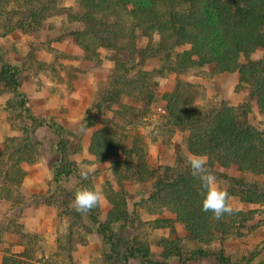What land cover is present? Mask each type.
<instances>
[{
    "label": "trees",
    "instance_id": "1",
    "mask_svg": "<svg viewBox=\"0 0 264 264\" xmlns=\"http://www.w3.org/2000/svg\"><path fill=\"white\" fill-rule=\"evenodd\" d=\"M63 1L0 0V36L14 30L26 31L60 9ZM75 2L81 11L74 20L84 26L74 34L84 38V50L88 53L105 48L114 62L101 94L89 104L79 124L80 129L93 128L87 151L97 161H110L118 186L113 189L110 185L107 195L110 209L104 217L98 212V203L88 211V218L96 224V231L107 247L106 261L126 264L137 259L141 264H169L171 258L181 263L207 258L217 264H234L222 246L214 251L202 245L215 239L221 245L223 236L234 229H244L250 217L234 210L216 220L211 213L203 212L199 182L190 174L187 157L190 154L206 157L207 166L229 196L249 204H264V127H255L248 118L253 102L264 117V55L251 57L258 48L264 50V0ZM155 35L157 42L146 47L159 60L172 61L165 68L181 73L212 64L215 74L237 72L238 86L246 88L247 97L237 105L224 99L200 105L195 101L191 85L178 80L174 90L162 95L161 115L167 131L176 128L187 131V154L179 153L171 165L151 167L137 125L156 95L158 81L154 71L139 67L146 48L138 47L137 40H152ZM180 46L184 48L177 51ZM120 53H125L126 59L121 60ZM135 55L139 57L137 62ZM0 64V84L20 98L18 104L22 110L18 114L20 134L6 137L0 151V202L18 205L23 201L22 206L26 203L20 186L28 168L39 159L40 142L35 130L44 125L58 136L55 183L75 175L81 186L94 189L90 175L83 179L79 175L81 170L68 158L74 150L63 139L68 130L57 120L48 121L32 114L27 98L19 91L17 68L2 59ZM122 98L131 103H123ZM216 166L232 167L240 175L216 171ZM128 181L151 183L149 195L144 199L145 211L156 215L148 222L149 226L169 229L167 236L153 239L154 249L134 236L123 240L115 229L118 227L122 232L132 221L123 191V184ZM45 194H31L27 204H51V198ZM163 213L167 215L162 216ZM175 222L184 226L187 237L197 243L196 248L183 249L173 236ZM7 223L12 229L2 227L0 238L3 232L15 233L14 244L21 250L6 251L1 264H40L44 257L39 243L42 235L31 232L15 218Z\"/></svg>",
    "mask_w": 264,
    "mask_h": 264
},
{
    "label": "rangeland",
    "instance_id": "2",
    "mask_svg": "<svg viewBox=\"0 0 264 264\" xmlns=\"http://www.w3.org/2000/svg\"><path fill=\"white\" fill-rule=\"evenodd\" d=\"M59 5L60 9L42 19L38 24H33L26 31L14 30L5 36H0V59L17 68V78L20 82L19 91L27 98V105L32 114L34 113L28 96L34 97L37 92L43 91L45 98L64 97L78 90L82 92L80 94L89 92L88 103L82 112L81 121L89 104L101 94L107 77L114 67V62L110 59V53L105 48H98L88 53L84 50V38L80 39L74 34V32L82 30L84 26L81 22L74 20V17L81 11L75 0H64ZM18 9L21 12L24 10L21 6ZM11 17L15 18V15ZM157 40V35L153 36L152 40L146 38L137 40L138 47L146 48L143 59L139 61V67L154 71L155 79L158 81L156 95L137 125L146 143L148 162L151 167L171 165L179 153L187 154L185 145L187 131L178 128L172 132L167 131V127L164 126L165 120L161 115L164 106L162 95L174 90L178 80L191 85L189 87L194 93L195 101L200 105L222 99L231 105H237L247 97L246 88L238 86L237 72L215 74L212 64H205L202 67L192 68L181 73L165 68L169 67L172 61L159 60L146 47L153 45ZM183 48L184 46H180L177 51H181ZM263 55L264 50L258 48L251 57L256 59ZM119 57L121 60L126 59L125 53H120ZM137 57L135 55L136 62L139 58ZM162 66L163 68L159 71ZM91 76L95 80L94 84L91 89H84L83 83L88 81ZM19 100L20 98L15 96L11 89L0 84V151L3 149L6 137L20 134L18 114L22 110L18 104ZM121 101L131 103L126 98H122ZM36 104L40 105V102L36 100ZM66 110L68 113V109L61 105L60 112L65 113ZM34 115L48 121L57 120L68 130L63 139L68 142L70 149L74 147L68 158L76 163L79 170H90L89 175L93 188L101 193L98 212L101 217H104L110 209L107 199L110 185L113 189H118V186L114 181L110 161H97L87 151L93 128L80 129V121L66 126L57 115ZM75 117L76 115L73 118ZM248 118L255 127H264V117L258 113L254 102ZM75 120L78 119L75 118ZM35 135L40 142V156L38 161L28 168L21 183L20 192L27 200H30L31 194L46 193L45 196L50 197L52 203L27 204L26 200L22 206L23 201L18 205H15L14 202L1 201L0 229L2 227L12 229V226L7 222L9 219L15 218L31 232L40 233L43 239L39 243L44 251V257L40 264H117L112 263L113 260L106 261L107 247L96 231V224L88 218V212L78 213L73 206V191L81 186L79 179L75 175H71L58 183L53 180L54 167L59 157L56 149L58 136L51 127L46 125L36 128ZM215 170L235 177L240 175L232 167L226 169L216 166ZM32 180H36L38 188H43V190L34 192ZM150 189V182L128 181L123 184L127 208L131 213L132 221L125 226L124 230L121 228L122 232L118 227L115 229L120 232L123 240L134 236L146 241L150 248L154 249L153 239L162 235L167 236L169 229H155L149 226L148 222L156 215L145 211L144 199L148 197ZM63 200H65V204L62 203ZM229 203L235 211L245 212L250 217L244 229H234L231 234L223 236L221 245L218 239H215L202 246L214 251H218L222 246L234 264H264V204L241 202L234 196H229ZM165 215L167 214H162V216ZM173 236L178 238L185 251H191L198 246L187 237L184 226L179 222L174 223ZM16 241L17 236L13 232L1 234L0 264L6 251L21 250L20 246L14 244ZM126 264L141 263L137 259H131ZM169 264L217 263L207 258L186 263L171 258Z\"/></svg>",
    "mask_w": 264,
    "mask_h": 264
},
{
    "label": "clouds",
    "instance_id": "3",
    "mask_svg": "<svg viewBox=\"0 0 264 264\" xmlns=\"http://www.w3.org/2000/svg\"><path fill=\"white\" fill-rule=\"evenodd\" d=\"M187 165L191 176L199 182L201 210L211 213L216 220H220L225 214H231L234 209L229 203V193L217 182L215 175L207 166L206 157L190 154L187 157ZM89 174L90 170L79 172L83 179H87ZM100 199L99 190L80 186L74 191L73 206L78 213H85L94 208Z\"/></svg>",
    "mask_w": 264,
    "mask_h": 264
},
{
    "label": "crops",
    "instance_id": "4",
    "mask_svg": "<svg viewBox=\"0 0 264 264\" xmlns=\"http://www.w3.org/2000/svg\"><path fill=\"white\" fill-rule=\"evenodd\" d=\"M88 79L89 80L83 83L84 85H82L84 89L86 88L91 89L92 85L95 82L93 76H91ZM80 93L82 92L78 90L64 97L52 98V96H50L49 98H45L43 97L44 92L41 91V92H37L34 95V97H30V96L28 97L30 98L29 103H31L32 112L34 114H40L44 116L49 115V114L57 115L61 118L62 122L66 126H70L72 125V123H78L80 121L82 112L84 111V108L88 103L89 92L86 94H80ZM36 96L38 97V99H36L37 98ZM36 100L40 102V105L36 104ZM61 105L68 109V113H67V110L65 111V113H63L62 111L60 112ZM75 115H76L75 118L78 120H75V118H73ZM72 118L73 120L70 121V119ZM32 181H33L32 190L34 192L43 190V188L42 189L38 188V184L35 183L36 180H32Z\"/></svg>",
    "mask_w": 264,
    "mask_h": 264
}]
</instances>
